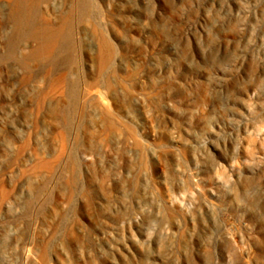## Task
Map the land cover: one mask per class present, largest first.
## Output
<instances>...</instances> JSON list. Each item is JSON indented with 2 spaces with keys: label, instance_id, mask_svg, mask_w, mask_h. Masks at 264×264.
<instances>
[{
  "label": "rangeland",
  "instance_id": "obj_1",
  "mask_svg": "<svg viewBox=\"0 0 264 264\" xmlns=\"http://www.w3.org/2000/svg\"><path fill=\"white\" fill-rule=\"evenodd\" d=\"M0 264H264V0H0Z\"/></svg>",
  "mask_w": 264,
  "mask_h": 264
}]
</instances>
